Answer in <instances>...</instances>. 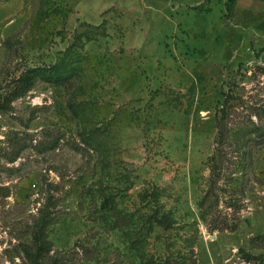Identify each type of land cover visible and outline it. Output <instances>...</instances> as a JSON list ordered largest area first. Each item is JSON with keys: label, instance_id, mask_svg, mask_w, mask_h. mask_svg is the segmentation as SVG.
I'll use <instances>...</instances> for the list:
<instances>
[{"label": "rangeland", "instance_id": "374dc122", "mask_svg": "<svg viewBox=\"0 0 264 264\" xmlns=\"http://www.w3.org/2000/svg\"><path fill=\"white\" fill-rule=\"evenodd\" d=\"M52 65L0 111V264H31L42 211V264L264 256V0H0V94Z\"/></svg>", "mask_w": 264, "mask_h": 264}, {"label": "trees", "instance_id": "16d2710c", "mask_svg": "<svg viewBox=\"0 0 264 264\" xmlns=\"http://www.w3.org/2000/svg\"><path fill=\"white\" fill-rule=\"evenodd\" d=\"M234 2L236 0H230ZM67 77L62 74L59 67L52 66H40V67H32L21 72L17 77H15L12 81V86L8 92L4 95L0 94V111H6L12 108V103L18 99L26 95L35 85L38 80L51 83V84H64V80ZM219 133L217 138V147L215 152L208 157V166L210 170V190L215 186V183L221 176V166L223 155L221 150L224 147V139L226 137L225 131L223 128V124L219 125ZM210 191H206L203 197L199 200V207L202 208L207 202ZM158 191H151L146 189L141 194V198L143 200H147L149 197H154L155 203L153 207L152 213L148 214L146 217L147 222L150 226L156 224L161 226L164 229L170 228L173 225V219L168 212L162 211L159 205V201L157 198ZM149 200V199H148ZM113 201L109 198L104 199L103 204L106 207L110 208V213H116V208L112 205ZM112 209V210H111ZM46 223V214L42 211V214L39 216L37 221L34 223V230L32 235V243L30 245H24L22 250L27 257V259L31 262V264H42L41 259L45 257V255L49 251V243L45 239L44 236V224ZM245 261L250 262L252 264H264V256H253L249 253L245 254Z\"/></svg>", "mask_w": 264, "mask_h": 264}, {"label": "crops", "instance_id": "0c3cea01", "mask_svg": "<svg viewBox=\"0 0 264 264\" xmlns=\"http://www.w3.org/2000/svg\"><path fill=\"white\" fill-rule=\"evenodd\" d=\"M106 4H107V3H106ZM106 4H104V5H106ZM104 5H103V6H104ZM77 7H78V6H77ZM79 12H80V11H79ZM80 14H81V12H80ZM100 18H101V17H100Z\"/></svg>", "mask_w": 264, "mask_h": 264}]
</instances>
